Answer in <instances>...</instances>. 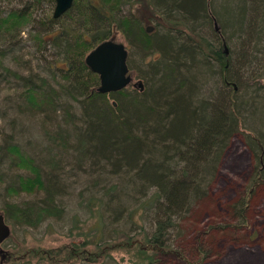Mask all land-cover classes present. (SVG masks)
Wrapping results in <instances>:
<instances>
[{
  "label": "trees",
  "instance_id": "1",
  "mask_svg": "<svg viewBox=\"0 0 264 264\" xmlns=\"http://www.w3.org/2000/svg\"><path fill=\"white\" fill-rule=\"evenodd\" d=\"M139 4L138 0H74L63 15L44 21L43 31L31 34L37 46L55 49L47 70L60 77L58 88L43 77H36V82L7 68L1 59L16 48L8 45L4 50L0 45L2 72L26 85L24 108L31 106L41 113L50 106L61 111L66 125H56L53 140L72 149L75 160L97 168L94 175L119 177L118 182L101 187L100 197H89L88 210L97 207L100 226L85 233L82 242L62 246L69 249L73 264H107L112 251L134 247L133 264H157L165 256L195 264L173 245L182 230L180 222L209 196L223 153L237 134L251 153L252 170L244 194L229 207L235 223L215 228L247 226L252 194L264 185V0H144ZM28 12L17 9L0 17V37L12 42ZM214 21L218 31L212 27ZM149 23L151 32L146 31ZM117 34L125 39L128 55L136 51L146 59L145 70L137 69L135 74L143 90L129 84L117 92L97 91L98 75L84 58L96 44L116 40ZM131 64L127 58L129 70ZM73 103L79 113L71 110ZM6 150L17 157L18 166L32 173L19 177L10 192L43 190L44 197L8 203L5 216L33 227L45 218L63 215L57 202L63 192L61 183L51 174L44 177L15 145ZM108 221L128 224L116 232L117 240L103 239ZM13 235L12 230L9 241ZM198 254L196 262L205 261L201 249Z\"/></svg>",
  "mask_w": 264,
  "mask_h": 264
},
{
  "label": "rangeland",
  "instance_id": "2",
  "mask_svg": "<svg viewBox=\"0 0 264 264\" xmlns=\"http://www.w3.org/2000/svg\"><path fill=\"white\" fill-rule=\"evenodd\" d=\"M219 1L216 0V3ZM139 2L143 3L144 0H138L140 6ZM54 5L55 0H0V17L17 9H26L30 13L28 20L19 26L18 36L7 43L8 39L4 35V38L0 37V45H3L1 49L4 50L10 45L16 48L13 53L4 54L1 59L7 68L36 82V77H43L53 87L58 88L60 77L47 70L48 61L55 57V49L48 44L44 48L37 46L31 36L37 30H44V21L52 17ZM123 11L128 12V6H125ZM149 25L152 26L147 24ZM212 27L214 28V24ZM204 31L211 36L208 27H205ZM116 40L127 46L121 35L117 34ZM127 58L128 62L131 60L133 63V70L129 71L137 81V69L145 70L143 63L146 59L143 53L136 51ZM10 75L5 70L2 72L0 68V214L14 232L11 241L1 245V249L9 254L3 264H73L67 254L69 249L62 246L71 241L82 242L90 229L100 226L97 207L88 210L89 197H100L101 187L113 180L118 182L119 177L109 173L94 175L97 168L75 160L76 154L72 149L67 150L59 145L57 140H53L54 136L51 134L55 132L56 125H66L60 115L61 111L55 112L50 106L41 113L31 106L24 108L22 94L26 85L19 77ZM73 105L71 110L79 113L78 105ZM10 144L15 145L21 154L31 158L44 177H50L51 174L61 183L63 192L61 200L57 199V202L63 208V215L45 218L33 227L15 224L11 218L5 216L4 208L8 203L36 202L44 197L43 190L33 193L10 192L11 187H17L19 177L32 176L31 171L18 166L17 157L6 150ZM252 165L253 159L249 149L244 145L241 136L235 135L223 153L219 172L211 185L209 196L180 222L182 230L173 245L182 251L189 263L264 264V185L256 188L252 194L246 213L247 226L215 228L235 223L229 207L244 194ZM74 218L79 221L75 222ZM73 223H77L79 228H74ZM127 225L126 222H109V229L107 232L105 230L103 239L117 240L120 234L116 232L127 228ZM97 238L98 235L92 239ZM87 249H94V246L87 245ZM198 249L206 254L202 263L196 262L199 259ZM111 253V260L109 263L107 261V264H133L136 261V247L117 249ZM159 258L157 264H187L174 256Z\"/></svg>",
  "mask_w": 264,
  "mask_h": 264
},
{
  "label": "water",
  "instance_id": "3",
  "mask_svg": "<svg viewBox=\"0 0 264 264\" xmlns=\"http://www.w3.org/2000/svg\"><path fill=\"white\" fill-rule=\"evenodd\" d=\"M74 0H55L52 16L58 18L68 11ZM214 29L218 31V25L214 21ZM153 26L146 27L147 32H151ZM225 53L227 49L225 48ZM128 50L126 45L113 38L106 39L96 44L85 56L84 62L86 66L98 75L99 93H111L122 90L129 84L138 86L143 90L141 81H134L132 74L127 65ZM113 106L116 105L112 101ZM10 234V227L5 222L2 214H0V243ZM1 249V248H0Z\"/></svg>",
  "mask_w": 264,
  "mask_h": 264
},
{
  "label": "flooded vegetation",
  "instance_id": "4",
  "mask_svg": "<svg viewBox=\"0 0 264 264\" xmlns=\"http://www.w3.org/2000/svg\"><path fill=\"white\" fill-rule=\"evenodd\" d=\"M3 216V215H2ZM4 218V216H3ZM5 220V219H4ZM6 222V220H5ZM7 223V222H6ZM8 224V223H7ZM9 226V225H8ZM10 234H11V230H10ZM10 234L0 243V248H1V245H3L9 238ZM9 257V254L8 252H6L4 249H0V264H3V262L8 259Z\"/></svg>",
  "mask_w": 264,
  "mask_h": 264
}]
</instances>
